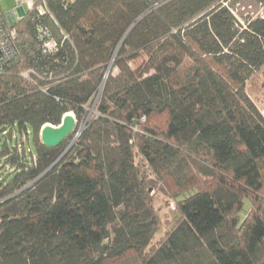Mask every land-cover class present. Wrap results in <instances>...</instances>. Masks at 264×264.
I'll use <instances>...</instances> for the list:
<instances>
[{"label":"trees","instance_id":"1","mask_svg":"<svg viewBox=\"0 0 264 264\" xmlns=\"http://www.w3.org/2000/svg\"><path fill=\"white\" fill-rule=\"evenodd\" d=\"M228 2L46 0L16 21L18 56L0 74V264H264V114L251 93L264 15L242 22ZM40 26L57 51L43 53ZM68 113L76 131L44 145L43 126ZM12 129L32 131L34 149L8 142ZM151 177L179 211L155 246Z\"/></svg>","mask_w":264,"mask_h":264},{"label":"rangeland","instance_id":"2","mask_svg":"<svg viewBox=\"0 0 264 264\" xmlns=\"http://www.w3.org/2000/svg\"><path fill=\"white\" fill-rule=\"evenodd\" d=\"M228 3H231V8L234 14L242 22H244L248 18H254L264 15V1L229 0ZM16 7L17 4L15 0H0V11L6 18H8L12 14V9ZM26 9L27 6H25V10ZM16 17H19V11L17 12ZM114 73L115 74L118 73V69H115ZM263 81H264V71L261 75L257 77L256 85L254 86V90L253 92L251 91V93L253 100L264 114V89L261 86ZM3 136H7V140L10 143L14 142V140L18 138L19 141L22 142L19 144L18 148L20 151H23L24 153L28 151V149H26V146L27 148L32 147L34 149L32 131L29 132V135L23 134L20 135V137H18L15 130L12 129V130H7V133ZM76 137L77 135L75 136V138ZM75 138L69 139L68 141L70 142L69 148L72 147V145L74 144ZM40 139H41V134H40ZM3 140L4 137H2V134H0V141L4 142ZM137 160L142 173L149 174L150 171L146 163L142 161L140 158H138ZM9 169H10L9 172H12V168ZM6 171L7 170L4 166V162L0 160V177L3 176L4 172ZM151 184L154 188L152 193L154 196V205L161 219V226L153 241V245L155 246L158 245L159 242L166 235V233L173 228V226L175 225L178 219L179 211L177 209L176 200L174 198H171L169 192L163 187L162 184L156 181L153 177H151ZM250 206L251 205L248 203L246 206L247 209L250 208Z\"/></svg>","mask_w":264,"mask_h":264},{"label":"built area","instance_id":"3","mask_svg":"<svg viewBox=\"0 0 264 264\" xmlns=\"http://www.w3.org/2000/svg\"><path fill=\"white\" fill-rule=\"evenodd\" d=\"M22 0H16L17 7L20 6ZM39 2L37 7L39 13H45L46 0H27L26 3L31 9L34 7L35 3ZM17 7L12 9L11 16L16 19ZM15 21H10L6 17H2L0 14V74H3L9 70V68L15 63L18 56V45L17 31L14 28ZM39 37L42 42L43 53H53L58 50V43L55 38L50 33V30L45 26L39 27ZM22 76L27 80V82L32 85H36V77L38 73L34 69H28L22 72ZM45 89V88H42ZM80 134V133H79Z\"/></svg>","mask_w":264,"mask_h":264},{"label":"water","instance_id":"4","mask_svg":"<svg viewBox=\"0 0 264 264\" xmlns=\"http://www.w3.org/2000/svg\"><path fill=\"white\" fill-rule=\"evenodd\" d=\"M112 62L110 63L109 70L112 66ZM76 123L77 121L74 115L68 113L64 116L62 124L58 126L51 123L46 124L41 130V140L43 144L48 147L60 146L64 139L75 131Z\"/></svg>","mask_w":264,"mask_h":264},{"label":"crops","instance_id":"5","mask_svg":"<svg viewBox=\"0 0 264 264\" xmlns=\"http://www.w3.org/2000/svg\"><path fill=\"white\" fill-rule=\"evenodd\" d=\"M16 1V0H15ZM27 0H22L21 4L19 7H17V12L19 11V17H16V19H14L11 15L8 17V19L10 21H15V20H18L19 18H21L23 16V14L29 9L27 3H26ZM35 1V0H34ZM25 6H27V9L25 10Z\"/></svg>","mask_w":264,"mask_h":264}]
</instances>
